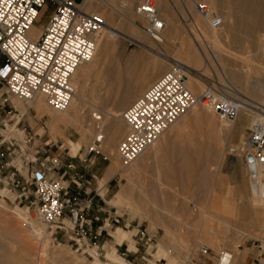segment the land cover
<instances>
[{
	"label": "rangeland",
	"instance_id": "374dc122",
	"mask_svg": "<svg viewBox=\"0 0 264 264\" xmlns=\"http://www.w3.org/2000/svg\"><path fill=\"white\" fill-rule=\"evenodd\" d=\"M175 1L171 0L173 4H171L172 7L170 5V8L173 9H170V12L174 15L173 21H175L174 24L178 29H176L178 37L184 41L185 46L189 44L195 45L193 35L189 31L190 28L195 26H192L194 24L191 19L189 20L188 15L187 18L183 17L186 16L185 10L181 11L182 7L185 9L186 6L181 0L177 4L174 3ZM110 2L109 4L90 3L88 8L91 11L100 13L106 20V27H112L119 34L116 38L117 42L113 57L116 66L115 77L120 76L121 81L120 84L117 81L114 82L115 88L121 84L124 86L127 81L137 83L142 76H151L155 69L164 65L166 69L152 80L154 82L171 69L172 65L169 60L175 59L181 62V49H179L178 44L171 40L168 34L165 32L161 33V42L153 43L150 41L151 35L144 29L147 25L146 20L136 13L137 0H135L131 8V13L136 16V25L140 29L136 31L139 38L121 27L122 17L119 12L122 10H118L119 7H116L117 10L113 9ZM239 6L237 7L240 8ZM232 7L230 10L227 8L228 11L225 9L227 14L231 10L234 12L239 11L237 7ZM165 9V7L162 8L161 6V15H164ZM166 10L169 12V9ZM44 18L38 24L40 29H43L44 25L42 24L47 22ZM107 29L111 30V28ZM203 31L205 32V30ZM196 32L199 34L198 31ZM238 33L242 34L241 40H236L234 36V34ZM205 34L206 38L211 40L210 31H206ZM245 34L243 31L224 30L219 37H216L215 43L223 50L225 49V63L223 62L225 68L223 73L220 71L211 72L210 68H208L207 76H203L201 73L191 70H193L197 78L202 79L204 89L209 85H214L218 89H223L224 86L229 88L236 87L240 91L247 92V96L242 98H250L255 100L254 103L257 104L261 102L262 92L264 91V70L260 68L262 64L264 66V58L258 56L255 50V43L253 41L250 42L253 37L255 39L256 31L245 32ZM198 36L201 37L200 34ZM247 65H252L250 67V70L253 67L251 72L247 70ZM256 68L259 70H256ZM104 82L100 85V88L106 86L107 83ZM109 82L112 83V80L109 79ZM153 82L147 85L122 111L124 112ZM228 91L231 90L228 89ZM98 92L101 93L102 91H97V94ZM114 92L111 90L107 96V101H102L104 109L117 107V99ZM194 93L201 95L202 91H194ZM88 95L87 93L84 98L89 99ZM29 104L16 101V106L22 112H26L21 119L12 118L11 114L7 116L8 128L6 129L7 143L4 147L5 156L1 157L2 159L0 158V264H38L36 259L40 252L39 244L32 226L25 225V221L28 220L26 211L28 200L23 195L22 187L27 184L31 171L35 167L40 166L41 162L47 158L50 151H48L44 143L47 140H51V143L55 142L56 144L53 145L52 151L59 154L62 153L66 157L68 153L73 156L78 155L74 158V162L82 169L79 154L81 153L82 156L86 154L87 147L92 144L97 134V131L94 130L95 135L92 133L88 139L82 140L77 127L64 124L58 127L57 132L52 133L50 114L41 113L39 115L40 113L37 110L28 107ZM23 107H27V110H24ZM89 109L87 107L85 111L88 119L91 118ZM211 112V118L204 117L201 119L202 121L200 120L193 125L192 131H190L191 137H188H196L198 141V144L190 143L192 147H199L198 152L200 153L197 161L199 165V182L197 186L193 183L195 181L194 170L192 174L190 173L191 175L184 176V179L188 181L191 179L192 183L190 181L187 184L157 182L164 179H172L170 178L172 176L165 174V171L170 172V165L164 163L162 164L163 167H160V175L148 170L144 175L137 177L135 187L132 190L133 195L140 197L137 200H133L142 205H149L150 203L163 204L165 203L163 199H150V201L149 199H142V197L153 193V195L159 197L161 193L164 196L167 193L173 196L176 195L178 200L184 201L183 203L197 199L198 202L195 203H198L199 207H146L149 217L156 215L157 208L165 210L161 219L172 220V222L166 224L169 229L168 232L162 224L153 225L148 220H141L138 215L132 214L133 208L130 205H124L123 207L115 205L113 203L115 195L122 187L127 185L126 178L119 173L123 172L125 167L118 156L119 172L110 179H104L100 182V178L105 176L107 167L112 164V159L105 150L107 144L105 145L102 142L101 152L95 154L94 157L92 155V162L86 164L87 175L84 177V179H91V184H87V191L89 192L92 189L94 194L96 189H98L100 194V196L96 195L97 205L94 207L95 211L93 214L100 215L102 221L92 223L94 234L98 231L99 226L103 229L102 235L97 240L93 239L92 241V244L96 242L100 247L98 250L99 258L92 257L90 249L84 251L77 249V245L71 247L72 241H69L64 234H60L63 238L64 246H68V252L60 257L58 254H60V250L64 246L58 250H48V254L43 253L42 255L44 257L42 264H215V256L221 250H227L231 253V264H239L240 261L235 260L234 257L240 258L242 252L250 256L249 261L245 264H253L256 258L264 262L260 256L261 252L254 244L257 238L248 236V233H251V235L256 233L259 237L258 239L262 237V229L255 230L253 227V223L256 221L255 212L246 201V193L242 194L243 185L248 183L247 185L249 186L251 182L249 183L241 155L229 150V146L240 144L245 139V134H247L253 120L251 116L244 112H241L238 119L234 122L223 120L218 113ZM224 123L234 126L235 131L232 134L222 133L220 127ZM240 123L246 126L245 130L240 128ZM13 126H15V129H12ZM11 130L14 132H11ZM241 130H244L242 140H240L242 138V135L240 137ZM127 131L128 128L126 127L121 140ZM29 139L31 140L29 141ZM70 140H73L75 145H68ZM158 143H161V139ZM157 147L158 145H154L151 150ZM38 150L40 152H37ZM218 150L225 153L222 163H218L219 166L215 163L216 159L214 160V155ZM176 170L178 169L176 168ZM70 174L72 176L73 172H70ZM92 175H96L97 178H93ZM71 176L68 174L64 177L65 185L70 191L78 185ZM84 179L81 181H84ZM175 179L181 180L183 176L178 174ZM82 194H85V192H82ZM248 195L250 196L251 194L248 193ZM172 202L177 203L176 200ZM99 207L103 208L100 212L97 211ZM65 223L69 225V219H66ZM33 225L35 230H38L37 233L45 230V227L41 224ZM247 231L250 232L247 233ZM123 232H126V235L120 242L123 243L119 244L118 236H122ZM128 236L129 238H127ZM201 244H206L211 248L209 255H195ZM220 246L222 249L219 248ZM91 248L95 247L92 245ZM114 250H116L117 255L112 256L111 253ZM235 252H237V256H233Z\"/></svg>",
	"mask_w": 264,
	"mask_h": 264
},
{
	"label": "built area",
	"instance_id": "2783aa9c",
	"mask_svg": "<svg viewBox=\"0 0 264 264\" xmlns=\"http://www.w3.org/2000/svg\"><path fill=\"white\" fill-rule=\"evenodd\" d=\"M108 1L94 0L93 3ZM191 1L197 12L209 22L210 28L223 26L222 17L207 2ZM86 2L0 0V158L5 156L7 116L11 114L12 118L21 119L26 113L16 106V101L28 104L43 96L52 109L59 111L67 109L71 103L75 94L72 84L75 71L92 59L97 40L106 26L100 13L84 9ZM158 3L159 0H137L136 10L147 22L144 29L153 37L160 35L166 24ZM43 17L47 22L42 24L44 28L40 36L32 39L29 32ZM169 61L171 69L123 112L128 131L119 143L118 152L124 166L131 165L152 147L193 106L209 108L232 122L240 115V105L234 98L227 97L223 89L209 85L202 95H196L187 85L186 67L175 59ZM97 119H101V114ZM103 135H97L84 156L79 154L82 169L74 162L78 155L68 153L66 157L52 151L55 142L47 140L44 143L50 152L46 160L31 171L27 184L22 187L28 200L27 215L35 217L48 229L38 240L40 251L64 246L60 236L64 234L72 241L71 247L77 245V249L88 251L94 249L91 248L93 245L98 252L99 245L92 244V241L102 235L103 229L99 226L94 234L92 223L102 221L100 215L93 214L96 195L100 194L98 189L94 194L93 190L83 191L81 180L86 173V164L92 162V155L101 152ZM241 157L248 165L264 166V120H257L249 127L241 146ZM70 172H73L72 176ZM68 174L78 184L72 191L65 185L64 177ZM86 183L91 184V180ZM101 210L103 208L99 207L97 211ZM66 219H69V225H66ZM29 224L26 220L25 225L31 227ZM254 244L264 260V233ZM210 251L209 246L201 244L195 255L207 256ZM231 258V253L221 250L215 256V264H231ZM253 264L264 262L256 258Z\"/></svg>",
	"mask_w": 264,
	"mask_h": 264
},
{
	"label": "bare ground",
	"instance_id": "6f19581e",
	"mask_svg": "<svg viewBox=\"0 0 264 264\" xmlns=\"http://www.w3.org/2000/svg\"><path fill=\"white\" fill-rule=\"evenodd\" d=\"M110 1H108L104 4H107V3L109 4V2H110V5L112 6L113 9L117 10L116 7H119L118 10H122L119 12L120 16L122 17L121 27L125 31L132 34L133 36L139 38L138 32H136V31H139L140 29H138V26L136 25V19H135L136 16L131 13L132 12L131 8H132L135 0H110ZM203 1L207 2L219 14V16L222 17L223 26L218 28V29L210 28L209 22L197 12L194 3L191 0H181V2H183L184 5L186 6L185 9H183V7L181 9V11L185 10L184 12L186 13V16H183V17L187 18L189 16V20L191 19L193 24H194L192 26L196 27V28L194 27L195 29L194 28L189 29L190 33L193 35L195 45L189 44V45L185 46L184 41H182L180 39V37H178V34H177L178 29L176 28V26L174 24L175 21H173L174 15H172V12H170V9H173V8H170V5L173 3L171 2V0H159L160 12H161V6H162V8L165 7L166 9H169V12L166 9H165L166 12L164 10H163L164 12L162 11L164 13V15H162V17L166 23L162 33L165 32L166 34H168V36L171 38V40H173L176 44L179 45V47H180L179 49H181L180 52H182V55L181 54L180 55L182 57L180 59L181 62H179V61L178 62L183 64L187 69V70H185L186 74L188 75L187 85L193 92L201 90L202 91L201 95L204 93V90H205L204 89V83H203L202 79L200 80L199 78H197V76H195L193 70L201 73L203 76H207L206 74H208V68H210L209 70L211 72L212 71L213 72L220 71L222 73L224 72L225 67L223 65V62L225 63V60H224L225 49L223 50L222 48H220V46L218 44L215 43V40H217L216 37L217 36L219 37L220 34L222 33V31H224V30H226V31L237 30L239 32L243 31L244 34H245V32L256 31L257 35H256L255 39L253 37V39H251L250 42L253 41L255 43V50H256L258 56L264 58V0H203ZM93 2H94V0H87L86 4L84 6V9L86 10L88 5L90 3H93ZM178 2H180V1L176 0L174 3L177 4ZM238 5H240L239 6L240 8L237 7ZM232 6L237 7L239 9V11L234 12L233 10H231V12L227 14L225 9L227 10V8H229L228 10H230V8H233ZM171 7H172V5H171ZM179 9H180V7H179ZM232 11H233V13H232ZM87 12H95V11H87ZM136 13L138 15V12H136ZM38 24H39L38 22L35 23L29 32V36L32 39H37L43 30V29L39 28ZM105 27L103 28V30L100 33V36L97 40L96 50H95V53H94L92 59L89 62L82 64L75 71V74L72 78V84L75 87V94L73 96L71 103L67 107V109H65L63 111L52 109L48 105L46 99L43 96H38L33 102H31L30 104L28 103L29 104L28 107H31V108H34L35 110H37L40 113L39 115H41V113L42 114H45V113L50 114V117H51L50 119H52V123H51V132L52 133L57 132V129L61 124H64L66 126L72 125V126L77 127V129L81 135L82 140L88 139L92 133H93V135H95L94 130L97 131V134L95 135L96 137H97L98 133H100V132L104 133L102 142H104L105 145L107 144V146L106 147L104 146V147L112 159V164L109 166L108 172H107V176L109 177V176L115 175L119 172L118 156L120 158V155H119L117 147H118V143L120 142L121 138L124 135L126 127L128 128L125 120L123 119L122 109H124V107L126 105H128L137 95H139L143 91V89L147 85H149L153 81H152L150 75H145V76H142V78L137 83H132V82L127 81L126 84H124V86H123V84H121V85H119L120 87L116 86L117 88H115L114 82L117 81L120 84V81H121L120 76L115 77L116 76L115 75L116 66H115L114 57H113L114 49H115L116 42H117L116 38L118 37L119 34H118V32L114 31L112 29V27H110V26L106 27V28ZM107 28H111V30H109ZM203 30H205V32L210 31L211 38L210 37L209 38L211 40H208L206 38V34ZM196 31L199 32L201 37L198 36L199 34ZM160 35H158L157 37H153L152 35L151 36L149 35L150 41L153 43L161 42L162 40L160 38ZM225 35H226V32H225ZM225 35H224V37H225ZM229 35L230 34L228 32V36ZM234 36H235L236 40H241L242 34L238 33V34H234ZM229 39H230V37H229ZM223 40H224V38H223ZM233 41H234V39H233ZM223 45L225 46V44H223ZM226 51H228V50H226ZM233 61H234V59H233ZM227 64H228V62H227ZM251 66L247 65L248 71L250 70ZM262 66H263V64L261 65L260 68L262 70H264V66L263 67ZM257 67L259 68V66H257ZM160 68L166 69L164 65H162ZM258 68H256V70H259ZM191 69H193V70H191ZM252 70H253V67H252ZM252 70H250V72ZM256 70H254V71H256ZM254 71H253V73H254ZM258 73H260V72H258ZM153 74H152V76H153ZM246 76H248V75H246ZM156 77H157V75H156ZM156 77H154V78L152 77L153 80ZM109 79L112 80V83L109 82ZM105 80H106V82H104ZM103 82L107 83V84H106V86H102L100 88V85ZM235 83L237 84V82H235ZM254 86H255V84H254ZM263 87H261V88H263ZM228 89L231 91H228ZM99 90H100V92L101 91L102 92L101 93L98 92V94H97V91H99ZM111 90L115 91L114 93H115V97L117 99L116 100L117 107H111V108L108 107L107 109H104L105 107L104 108L102 107L103 106L102 101H104V102L107 101V96ZM223 90L227 93V95H228V96L226 95L227 97H229L230 99L234 98L238 102V104L241 107V112H244L245 114H248L249 116H251L253 123L257 120H264V91L262 92L263 96L261 97V102L255 104L254 103L255 100H252L250 98H248V99L242 98V97L247 96L246 95L247 92L240 91V89H238L236 87L229 88L227 86H224ZM87 93L89 94L88 95L89 99L84 98V96ZM255 93H257V92L255 91ZM230 94H232V95H230ZM254 95H256V94H254ZM199 106L203 107V108H200ZM87 107L90 108L89 111H91V116H90L91 118H89V119L85 115L86 114L85 111H86ZM23 109L27 110V107L26 108L23 107ZM211 111H213V110L206 108L204 106H201V105L193 106L184 116H182L179 119V121L176 124L171 126L160 137L161 141H164L166 139V137H168V136L180 137V138L191 137L190 131H192L191 128L193 127V125L196 122L200 121L204 117L205 118H211L212 117ZM241 112H240V114H241ZM98 114H101L100 120L97 119ZM222 119L226 120L224 118H222ZM226 121H229V120H226ZM242 123L239 124L240 127L243 126ZM234 128H235L234 126L227 125L224 123L223 125H221L220 131L222 133L224 132L225 134H230V133L232 134L235 131ZM216 129H218V128H216ZM241 135H242V138L240 140H242L244 137L243 132L240 133V137H241ZM159 140L154 145L159 146L160 145L158 143ZM243 142H244V140L241 141L240 144H235V145L229 146V150H231V152L238 153L241 155V146H242ZM71 144H73V140L72 141L70 140L68 143V145H71ZM73 145H75V143ZM154 145L152 147H154ZM152 147L148 148L131 165H129V166L123 165L125 167V170H123V172H119V173L122 177L128 179L129 184L122 187V189L117 192V194L115 195V197L113 199V203L119 207L120 206L123 207L124 205H127V206L130 205L133 208L132 214L138 215L141 218V220H148L153 225L157 224V223H158L157 225H159V223H160L163 225V227L166 229V231L169 232V229L166 226V224L172 222V220L168 221V220L161 219L164 216V211H165L164 209L157 208L156 209V215L149 217L148 216L149 215L148 210L146 208L148 206L142 205V204L138 203L137 201L133 200L134 197L132 194V190L134 188V182H135L134 177H135V175H139L138 171L140 170L138 167L139 159L141 157H143L145 154L149 153L151 151ZM100 149H101V146H100ZM224 155H225V153L221 152L219 150L215 153L214 160L216 159L215 163L218 166L220 163H222V161L224 159ZM243 162H244V160H243ZM244 167L247 171L249 183L250 182L251 183L249 186L247 185L248 183L244 185V187L242 189V194L246 193V197H247L246 201L250 205V207L253 209V211L255 212L256 221L254 220L255 222L253 223V225H254L253 227L255 230L256 229L257 230L262 229L261 231H262V237H263V233H264V166L256 165L253 163L248 165L244 162ZM248 193L251 194L250 195L251 197L248 195ZM252 195H253V198H252ZM154 207H159V206L155 205ZM29 218H27L30 222L29 225L32 226L34 233H35L34 235H36V239L39 240V238L42 235H44V234H46V232H48V229L46 228V226L44 224L39 222L35 217H29ZM33 224H35V225L41 224L45 227V230L40 232L41 234L37 233L38 230L37 231L35 230ZM249 229H251V228H249ZM248 232H250V231H247V233ZM124 235H126V232H123L122 236L121 235L118 236V240L123 238ZM248 236H254L253 238L256 237L257 239L259 238L256 235V233L253 235H251V233L250 234L248 233ZM67 247L68 246H64L62 248V250H60V254H58V255H60V257H62L64 254H66V252H68ZM219 248L222 249L221 246ZM54 250H58V249H54ZM89 251H90V255L92 257L99 258V253L96 251L95 248L90 249ZM43 253L48 254V250L45 249L44 251L39 252V256L36 259V262L38 264L43 263V258H44L42 256ZM235 253H237V252H235ZM235 255L237 256L238 254H235Z\"/></svg>",
	"mask_w": 264,
	"mask_h": 264
},
{
	"label": "crops",
	"instance_id": "0c3cea01",
	"mask_svg": "<svg viewBox=\"0 0 264 264\" xmlns=\"http://www.w3.org/2000/svg\"><path fill=\"white\" fill-rule=\"evenodd\" d=\"M86 10L91 11L88 7ZM164 70L165 69H161V68L155 69V71L153 72L154 74L152 73L153 76L151 75V79L153 80V78L156 77V75L158 77V75L162 73L161 71H164ZM240 128H243L245 130L246 126L243 125ZM244 130H241V133L243 132V134H244ZM245 137H246V134H245ZM190 143L198 144L196 137L191 138V139L187 138V137H182V138L172 137V136L166 137V139L164 141H161L160 145L156 149L151 150L149 153L145 154L143 157H141L139 159V163H138V167L140 169L138 171L139 175H135L134 181H136V178L140 177V175H144V173L148 170L153 171V172L160 175L161 174V172L159 171L160 167H163L162 164L167 163L170 165L171 170H170V172L165 171V174L168 176L169 175L172 176V177H170L172 179H170V180L164 179V180H160L157 182H159V183L170 182V183H175V184L176 183H182V184L186 183L187 184V182L190 181V183H192L193 181H191V179L188 181L187 179H184V176L187 177V176L191 175L193 173V170H194L195 171V181L193 183H195L197 186L198 182H199V180H198V176H199L198 167H199V165H198L197 161L199 159L200 153L198 152L199 147H197V146L192 147V146H190ZM175 161H177V162H175ZM108 168L109 167H107L104 178H100V182L104 179L105 180L110 179L111 177L116 175L115 174V175H111L108 177L107 176ZM176 168L178 170H176ZM175 170L177 171V173ZM178 174L183 176V179H181V180L175 179V176ZM86 175H87V169H86L85 176ZM84 177H83V179H84ZM89 180H91V179H89ZM126 180H127V185H128L129 184L128 179H126ZM87 181H88V179H84V181H83V185H82L83 191H87V188H88L87 187L88 183H86ZM135 183L136 182H134V187H135ZM244 185H243V187H244ZM153 194H151L149 196L142 197V199L145 198V199L150 200V199L160 198V199H163L165 201V203H163V204L162 203L161 204L150 203L147 206L154 207L155 205H157V206H165V207H169V208H171V207H199V204L195 203V202H198L197 199L193 200V201H187L188 203H183L184 201H182L181 199L178 200L176 195L173 196V195L166 193V195L164 196L161 193V195L159 197H157ZM133 196H134V199H136V200L138 198H140V197H137L135 195H133ZM174 200H176L177 203H173L172 201H174ZM119 230H120V228H119ZM127 238H129V236ZM123 239L124 238L118 240L119 244L123 243V242L120 243ZM235 254L236 253H234L233 256H235ZM111 255L112 256L117 255L116 250H114L113 253H111ZM240 256H241L240 258L234 257L235 260L240 261L239 264H245L250 259V256L248 254H246L245 252H242Z\"/></svg>",
	"mask_w": 264,
	"mask_h": 264
},
{
	"label": "water",
	"instance_id": "95a60500",
	"mask_svg": "<svg viewBox=\"0 0 264 264\" xmlns=\"http://www.w3.org/2000/svg\"><path fill=\"white\" fill-rule=\"evenodd\" d=\"M248 158H249L250 160H252V159H253V158H252V155H249V156H248Z\"/></svg>",
	"mask_w": 264,
	"mask_h": 264
}]
</instances>
